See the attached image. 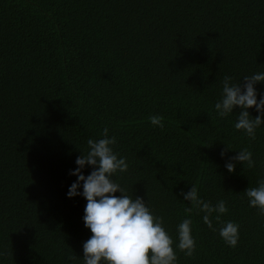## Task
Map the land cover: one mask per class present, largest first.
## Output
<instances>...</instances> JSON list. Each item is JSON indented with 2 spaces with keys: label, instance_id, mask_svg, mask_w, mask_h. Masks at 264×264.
I'll list each match as a JSON object with an SVG mask.
<instances>
[{
  "label": "trees",
  "instance_id": "obj_1",
  "mask_svg": "<svg viewBox=\"0 0 264 264\" xmlns=\"http://www.w3.org/2000/svg\"><path fill=\"white\" fill-rule=\"evenodd\" d=\"M254 72H264V0H0V264H82L86 201L65 194L104 127L128 163L114 179L173 239L192 184L239 224L229 247L193 211L196 248L176 250L178 264H264V216L243 192L264 176V124L250 140L235 112L213 109L225 75ZM226 146L225 159L248 148L254 166L229 173Z\"/></svg>",
  "mask_w": 264,
  "mask_h": 264
},
{
  "label": "clouds",
  "instance_id": "obj_2",
  "mask_svg": "<svg viewBox=\"0 0 264 264\" xmlns=\"http://www.w3.org/2000/svg\"><path fill=\"white\" fill-rule=\"evenodd\" d=\"M258 83L264 84V72L245 75L239 81L225 75L219 99L213 105L219 118L235 112L233 127L250 140L255 139L257 129L264 124V91H258ZM250 108L255 110V116L250 114ZM148 120L153 126H164L160 115H151ZM108 133L109 129L104 127L100 138H88L86 151L80 150L81 154L74 160L76 167L69 170V175L76 179L68 186L66 197L79 195L86 201L82 221L90 235L82 242V264H178L176 250L191 257L196 248L192 234L193 211L201 214L203 224L216 232L224 244L237 246L239 224L221 220L222 214L228 211L226 202L220 199L212 204L202 199L195 184L179 193L190 206L184 209L185 218L176 224L173 239L163 218L153 213L147 200L139 195H128L114 179L118 173L127 171L128 163L114 150L116 137ZM228 150L233 149L226 146L219 155L225 160L224 168L229 173L236 164L254 166L253 154L248 148L235 150V155L225 159ZM85 167L90 169L87 175L83 171ZM243 192L248 206L255 207L264 216V176L256 181L255 187H246ZM213 219L219 227L213 226ZM73 259L72 255L67 257L69 262Z\"/></svg>",
  "mask_w": 264,
  "mask_h": 264
}]
</instances>
